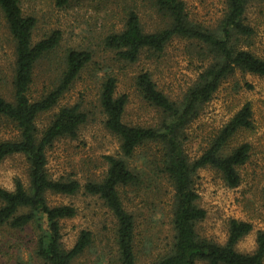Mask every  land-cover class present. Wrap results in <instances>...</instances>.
<instances>
[{"label": "trees", "instance_id": "obj_1", "mask_svg": "<svg viewBox=\"0 0 264 264\" xmlns=\"http://www.w3.org/2000/svg\"><path fill=\"white\" fill-rule=\"evenodd\" d=\"M70 1L56 0L59 6H66ZM144 1L164 18V25L147 31L139 10L130 5L125 10L122 28L105 35V48L114 51L120 60L136 63L143 53L161 55L174 38H183L191 42L200 58V71L177 99L159 87L152 71L142 70L136 75L137 89L160 115L158 122L147 125L125 120L128 94L118 93L117 77L106 71L100 85L99 103L106 128L120 140L121 153L106 155L108 169L104 177L82 186L72 177H50L47 149L58 139L77 137L88 114L79 104L63 105L44 128H39L38 120L59 105L94 53L88 49H67L62 58V72L52 87L39 98L31 97L36 65L58 46L62 33L56 30L34 41L36 17L24 14L21 0H0V10L13 36L16 53L12 98L0 93V120L9 124L16 134L0 140V163L15 154L24 155L29 163L28 185L17 178L13 190L0 186V228L25 230L33 225L39 258L47 264H76L79 257L94 247V234L82 229L73 247L65 249L61 222L74 217L77 209L71 204L51 205L47 194L73 195L83 187L86 193L100 197L114 215L116 246L109 264H139L150 251L151 243L150 246L141 244L136 215L127 209L121 189L139 193L152 187L154 182L164 180L172 190L169 206L173 233L166 248L156 253L150 251L148 264H264V230L258 231L253 252L237 249L238 242L253 230V224L248 221L232 218L224 244L198 232L207 211L199 205L196 174L202 168L211 167L221 172L228 186L241 183L239 168L249 160L252 145L243 142L232 149L228 147L240 130L254 129L251 102H245L210 136L199 155L191 156L185 146L190 139V126L226 79L238 71L264 76V57L242 46L257 33L248 22V7L264 0H226L224 14L214 27L192 19L184 0ZM143 147L150 151L141 156V163L133 166L130 160Z\"/></svg>", "mask_w": 264, "mask_h": 264}, {"label": "rangeland", "instance_id": "obj_2", "mask_svg": "<svg viewBox=\"0 0 264 264\" xmlns=\"http://www.w3.org/2000/svg\"><path fill=\"white\" fill-rule=\"evenodd\" d=\"M23 12L37 19L33 40L38 41L59 30L62 37L58 46L36 65L30 96L41 97L60 75L62 58L69 48L88 49L93 59L80 73L59 105L43 114L38 120L40 129L49 124L53 114L63 105L79 104L88 114L78 136L58 139L47 149V169L50 177H72L84 186L90 180L99 181L108 169L106 155H120V140L105 126V115L100 107V85L105 72L118 79V93L128 94L125 120L131 124H154L159 112L142 97L135 84L136 75L150 70L159 87L177 99L194 81L201 68V60L193 51L191 42L174 38L161 55L143 53L136 63L120 60L116 53L104 46V37L112 30H120L124 24L125 10L133 5L139 10L147 31L164 25V18L144 0H71L59 6L56 0H21ZM192 19L207 27H214L223 16L226 0H184ZM248 22L256 28V35L243 42L244 48L264 57V2L251 3L247 11ZM15 42L0 10V93L12 98V79L15 69ZM251 102L254 129H242L231 140L228 149L243 142L252 145L249 160L239 170L241 183L228 186L221 172L207 167L195 177L200 194L199 205L207 216L198 225L201 236L224 244L228 238L229 221L236 218L253 224V230L237 244V249L251 253L256 249V237L264 230V76L236 72L226 79L213 98L205 104L199 118L190 126V139L186 150L197 156L210 136L218 131L243 105ZM16 134L12 127L0 120V140ZM147 147V146H144ZM139 148L130 160L135 166L148 148ZM154 148V147H153ZM29 163L24 155L6 157L0 163V186L13 190L17 178L29 184ZM157 187L160 189L157 190ZM171 187L167 181L154 182L152 187L139 193L121 189L125 204L137 218L141 244L150 246L151 252H159L171 242L169 198ZM51 205L71 204L77 214L62 224V246L70 249L82 229L94 234V247L76 260V264H109L114 253L115 218L104 201L85 192L82 187L73 195L47 194ZM36 230L31 225L25 230L8 226L0 228V264H47L36 254ZM142 246V245H141ZM148 251L139 264H148L152 253ZM204 264V263H200Z\"/></svg>", "mask_w": 264, "mask_h": 264}]
</instances>
